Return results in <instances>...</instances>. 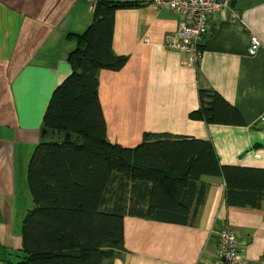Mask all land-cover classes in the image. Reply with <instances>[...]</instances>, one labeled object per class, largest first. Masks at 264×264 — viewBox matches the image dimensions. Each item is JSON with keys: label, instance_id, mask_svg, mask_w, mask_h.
Masks as SVG:
<instances>
[{"label": "crops", "instance_id": "1", "mask_svg": "<svg viewBox=\"0 0 264 264\" xmlns=\"http://www.w3.org/2000/svg\"><path fill=\"white\" fill-rule=\"evenodd\" d=\"M130 1L136 4L114 11L111 42L126 62L97 72L106 139L134 147L144 132L188 135L209 140L220 165L264 168V0H232L236 14L216 13L197 58L163 49L164 37L177 31V14L152 0ZM93 4L0 0V264L22 256L21 223L33 205L25 183L16 181V165L27 166L47 100L71 70L67 55L76 37L69 34L86 29ZM253 33L261 46L249 56ZM199 89L217 92L243 124L191 118ZM201 182L203 201L185 223L146 218L145 211L123 215L125 252L108 264H211L225 228L239 240V264H264V201L255 208L228 205L221 175H201Z\"/></svg>", "mask_w": 264, "mask_h": 264}, {"label": "trees", "instance_id": "2", "mask_svg": "<svg viewBox=\"0 0 264 264\" xmlns=\"http://www.w3.org/2000/svg\"><path fill=\"white\" fill-rule=\"evenodd\" d=\"M230 1L225 12L234 9ZM134 4L94 0L90 24L69 34L76 37L67 55L71 70L50 95L26 166L33 205L21 223L22 256L13 264H108L125 252L123 215L145 211L146 218L185 223L203 201L201 175L223 177L228 205L255 208L264 201V168L220 165L209 140L144 132L137 145L126 147L106 139L97 72L124 66L127 57L111 46L113 14ZM198 101L191 118L243 124L217 92L199 89Z\"/></svg>", "mask_w": 264, "mask_h": 264}, {"label": "built area", "instance_id": "3", "mask_svg": "<svg viewBox=\"0 0 264 264\" xmlns=\"http://www.w3.org/2000/svg\"><path fill=\"white\" fill-rule=\"evenodd\" d=\"M230 0H152L157 7H165L178 16L177 31L163 39L165 51L177 50L192 53L197 58L201 52V44L208 26L213 22L216 13L224 11ZM261 46L256 34H250L247 54L253 56ZM220 237L217 248L218 258L211 264H239L242 255L238 250V239L230 229L218 234Z\"/></svg>", "mask_w": 264, "mask_h": 264}, {"label": "rangeland", "instance_id": "4", "mask_svg": "<svg viewBox=\"0 0 264 264\" xmlns=\"http://www.w3.org/2000/svg\"><path fill=\"white\" fill-rule=\"evenodd\" d=\"M232 1V0H231ZM231 1H230V3H231ZM234 5V4H233ZM233 5H231L230 4V6L231 7H233ZM229 12L230 13H232V14H236L235 13V11H234V9H232V10H229ZM50 98V97H49ZM48 101V100H47ZM48 103V102H47ZM29 156V155H28ZM27 159H28V157H27ZM25 171H26V162H22V166L20 167V162L19 163H17V165H16V169H15V177H16V181H23V183H25L24 185H25V187H27V185H26V182H24L25 181ZM225 229H227V228H225ZM225 229H223V230H225ZM231 231V230H230ZM221 232V231H220ZM232 232V231H231ZM219 234V233H218ZM241 247V246H240Z\"/></svg>", "mask_w": 264, "mask_h": 264}, {"label": "water", "instance_id": "5", "mask_svg": "<svg viewBox=\"0 0 264 264\" xmlns=\"http://www.w3.org/2000/svg\"><path fill=\"white\" fill-rule=\"evenodd\" d=\"M234 1H231V5H233L234 3H233ZM52 134H53V132H52ZM67 139H69V134L67 133V132H65L64 133V135H63V140H67Z\"/></svg>", "mask_w": 264, "mask_h": 264}]
</instances>
